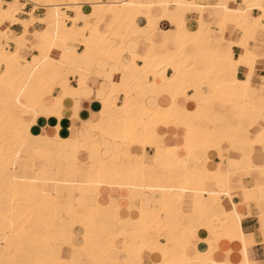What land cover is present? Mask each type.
I'll return each mask as SVG.
<instances>
[{"label":"bare ground","instance_id":"6f19581e","mask_svg":"<svg viewBox=\"0 0 264 264\" xmlns=\"http://www.w3.org/2000/svg\"><path fill=\"white\" fill-rule=\"evenodd\" d=\"M40 1L47 5L54 21L61 16L67 17L66 12L60 8V0ZM69 1L73 3L71 7L76 12L73 18L67 17L73 22V25L57 27L54 41L42 43L38 49L42 59L51 65V71H56L58 74L59 82L57 83L47 77V73L39 68L38 63H31L30 60L20 55V48L27 45L28 40L25 38L27 32L18 37H9L4 30L0 29V69L4 68L0 70V160L5 163V168L1 171H8L13 179L8 201H3L2 196L0 197V258L3 260L2 264H22L14 260L12 251L23 252L26 245L32 246L38 251L36 255L32 248L28 251L34 256V259L28 264H80L72 256L75 251L82 252L87 259L91 260V264H124L118 259L117 254L109 253L110 251H119L115 244L119 207L104 204L99 200V188L102 185L127 189L135 187L139 190H146L150 194L147 200L140 198L135 204L138 226L127 228L126 241H135L136 245L132 248L126 245L124 250L122 249L137 261L135 264H141L142 254L146 250L159 256L160 260L153 264H199L201 262L215 264L212 258L214 242L205 239L206 251L196 250L194 254H189L187 247L191 243L188 236L194 232L190 227L191 222L186 219V221L184 219L173 221L166 218L164 214L177 211L181 216H187L188 214L183 211V204L188 201L186 193L192 195V198H189L190 203H193L195 196L204 195L203 198L210 196L217 205H220L221 194L231 198L229 194V190L232 188L229 181L231 172L228 169L222 172L216 171L215 175L220 174L222 176L210 177V172L206 169L199 170L186 167L178 169L172 164L168 174L157 175L153 166L145 162V148L156 146L166 160L169 156L174 157V149L167 148L159 142L162 137L156 131L159 124H175L186 127L184 148L188 152L187 158H197L200 156L201 150L219 148L224 143L230 145L232 142L239 141L249 146L264 143V125L251 122L250 124L255 128V133L253 132V137L249 138L248 131L237 132L239 120L233 131L225 132L220 127L213 125V122L211 124L209 119V114L218 106L225 111L226 105L231 103L234 112L237 113L239 109L244 108L249 111L251 101L257 104V102L264 100L260 95L252 98L247 92L251 85L250 75L255 65L254 62L259 54L254 47L250 49L246 44V41L254 39L252 35L246 33L247 29L254 30L258 24V19H260L251 16L250 11L259 8L262 10L260 17L264 16V0H244L246 9L231 8L225 1L203 6L194 0H96L92 2V5L97 7L103 16L95 20L94 23L88 21L87 12L82 8L80 0ZM18 2L19 0H14L13 3L0 0V25L6 19H11ZM152 6H159L165 13L172 15L171 19L176 25V29L184 26L185 17L181 12L190 7H197L201 10V15L198 17V28L190 33L186 41H179L174 38L171 47L168 46V41L157 44L151 35L134 37L142 51L130 52L128 65L133 69H138L141 76H134L130 84L123 83L122 79L119 81L112 80L110 88L101 102L113 109L123 107L138 109L141 114L136 116L121 113L120 117L117 116L118 118L112 116L113 122L109 124H105L103 118L90 123V126L95 127L102 135H107L110 138V152L115 154L118 152L119 157H104L101 154L102 148L99 147V157L93 165L94 173L97 176V180L93 184L98 187L93 213L91 215H74L73 212L71 222L56 223L53 220V214L56 210L38 212L33 208V204L37 201L53 203L52 195L56 185L52 183L50 192L38 193L34 188L36 179L32 175L28 177L19 176L18 162L25 159L28 164L35 167L33 163L35 156L33 154L27 158L22 156V153L26 151L23 144L25 133L20 129L22 123L20 115L13 112L11 107L16 105L21 109L30 108L37 112L45 95H49L55 101L50 112L57 114L60 118L59 110L63 102L70 98L74 91L69 89L67 85V79H69L66 72L67 68L59 62H54L49 57V52L55 45L74 51L75 44L79 43L75 36L74 24L78 19H83L85 21L82 26L80 25V28L95 35L97 43L89 45L86 40L82 43L86 47L92 46L91 48L96 51V57L117 62L120 67L126 65L120 61L119 56L126 52V42L133 38L129 33L130 29L134 25H139L138 19L141 11ZM216 8L222 13V17L216 23L222 33L229 25L242 30V36L237 41L223 36V39L229 41L233 47L242 49L241 54L239 53L240 55L237 57L238 60L235 58L234 48L232 52L220 55L218 49L208 46L211 27L209 23L204 21L203 14L206 10L211 14L210 10ZM107 17L109 19L106 22V28L103 29L100 23ZM251 19L253 23L249 26ZM259 26L264 29V25L259 23ZM10 40L16 45L13 50L8 47ZM189 46H193L195 52L189 53L187 51ZM228 63H233L232 67ZM241 66L248 69L245 77H243V72L240 69ZM73 70L75 73H79L80 82L85 84L87 73L79 69ZM167 70H171L168 75ZM149 75L153 78L152 81L150 80L151 86H153V95L157 97L167 93L169 98L167 105H150L143 98L147 92L143 89H139L137 92L135 89V85L145 81ZM192 79L200 80L201 83L209 86L206 94L207 101L204 103L207 112L204 116H198L193 110L177 103V98L186 94V89L190 86ZM155 81L162 82V87L154 86ZM61 83H64L63 86ZM260 88H264V84ZM56 90H58L57 93ZM120 94H123L124 100L122 106L117 107L116 101ZM77 139L79 140L80 137ZM53 140L59 142L56 147L34 150V152L42 154L37 160L49 159L45 155V151L48 149H52L56 153L53 158L56 160L60 159L61 153H65L69 158L70 154L77 151V149L70 147L68 137L63 139L56 135ZM133 147L139 148L140 152L133 151ZM67 161L73 166L71 160ZM90 165L91 163L89 170L86 171L89 174ZM251 170H258L261 177L264 178V165H255L254 167L249 165L246 171ZM68 171L72 170L68 168ZM73 172L77 173L76 171ZM89 182L91 181L86 180L82 183L87 187ZM210 183H222L224 188L222 190L208 188L207 185ZM258 189L257 195L245 193V198L256 199L258 202L264 201V198L261 197L264 184H258ZM152 195H157V200ZM155 204H158L160 208L156 209ZM145 205H151L147 211H144ZM202 207L206 211V205L202 204ZM204 211L200 212V215L205 213ZM261 212L264 213V210ZM223 213L225 212L222 211L221 214ZM225 214L229 215V220L224 222L222 226L216 225L214 218L210 217L203 227L208 232L213 233L214 240L226 237L230 240H239L246 246L247 241L239 223L241 215L233 209ZM74 228L80 229V243L71 244L69 255L67 254L68 256L65 257L61 254L63 245L52 240L53 233L57 232L64 236L65 233H72ZM160 233H163L167 240L168 255L162 252L166 244L161 243L160 249L155 247L156 236ZM94 244L98 246L96 254L90 252V247ZM173 245H177L180 251L172 250ZM47 260L49 263H46Z\"/></svg>","mask_w":264,"mask_h":264},{"label":"crops","instance_id":"0c3cea01","mask_svg":"<svg viewBox=\"0 0 264 264\" xmlns=\"http://www.w3.org/2000/svg\"><path fill=\"white\" fill-rule=\"evenodd\" d=\"M4 1L7 3L14 2V0ZM94 1L96 0H83L80 2L84 11L87 12V19L89 18V22L90 18H94L95 22V20L103 16V13L92 5ZM194 1L203 6L214 5L219 1H225L231 8L238 7L246 9L244 0ZM18 4L19 8L13 11L11 19H6L0 25V29L4 30L9 37H18L27 32L25 34V38L28 40L27 47L23 46L20 48V55L30 60L31 63H38L39 68L47 73V77L51 81L54 83L59 82L58 74L56 71H51V65L48 61L42 59L38 49L41 47L42 43H51L54 41V34L57 27H65L69 26V24L70 26L73 25V22L69 20V18H73L76 15V12L71 7L73 3L69 0L65 4L61 2L60 8L66 12L65 14H67L66 16L69 18L61 16L56 21L52 18L49 8L43 1L19 0L16 7ZM210 11L211 14H209L207 10L203 14L204 21L209 23L211 27L210 32L212 35L210 33L208 39L209 48L218 49L220 55L232 52V44L224 40L223 36L227 39L237 41L239 37L242 36V30L233 28L229 25L224 33H222L216 25L219 18L222 17L221 11L217 8ZM181 13L185 17L184 26L176 29V25L171 19L172 15L165 13L161 7L152 6L149 9H143L138 19L139 25H134L130 29L129 33L133 38L126 42V52L119 56L120 61L126 64L121 67L117 62L96 57L95 49L91 48L92 46L86 47L85 44L82 43L84 40H86L89 45L97 43L95 35L89 34L88 30L85 31L80 28L84 24L85 20L83 19H78L74 24L76 30L75 36L79 41V43L75 44L76 47L74 51L66 50L59 45H55L49 52V57L54 62H59L67 68L66 72L69 75L67 85L69 89L74 91V94L63 102L59 110L60 118L57 114H52L50 112V108L54 105L55 101L49 95H45L41 106L38 108L39 111L37 112L30 108L21 109L16 105H12L11 107L13 112L20 115L22 121L20 129L25 133L23 136V144L26 151L22 153V156L24 155L23 157L25 158L32 154L35 156L33 162L35 167L28 164L25 159L18 162L19 176L23 175L28 177L32 175L36 179L34 188L38 193L50 192L52 185H56L55 192L52 195L53 203L49 201H37L33 204V208L36 211L48 212L53 209L56 210L53 214V220L56 223L71 222L73 220V212L75 213L74 215H91L93 213V207L96 202L95 195L98 192V187L93 184L94 181L97 180L93 165H95L94 163L99 157V147L101 146V154L104 157L114 156V158H118L119 155L117 154L118 152L116 154L110 152V138L107 135H102L95 127L90 126V123L103 118L105 124H109L113 122L111 120L112 116L118 118L121 113L125 115L133 114L136 116L141 114L138 109L134 110L129 107L128 109L127 107L113 109L107 105L105 106L101 101L106 96V92L110 88L112 80L119 81L122 79L123 83L130 84L134 76H141L138 69H133L128 65L130 62L128 54L130 52L142 51L138 41L135 40L134 37H147L151 35V38L157 44L168 41L167 44L170 47L173 46L174 38L179 41H186L189 38L190 33L198 28V17L201 15V10L197 7H190ZM250 13L251 16L260 19H258V24L255 26L254 30L251 28L247 29L246 33L252 35L254 39L246 41V44L250 49L254 47L259 55L254 62L255 65L250 75L251 85L248 87L247 92L252 98L260 95L262 99H264V88H260V86L264 84V72H262L264 71V29L259 26V23L264 25V16L260 17L262 15V10L259 8L252 9ZM108 19L109 17L100 23L101 28H106ZM249 22V26H251L253 23L252 19ZM151 29H153V31H151ZM8 47L13 50L16 45L10 40ZM241 50L240 47L234 48L235 58L238 57L237 55ZM187 51L193 53L195 52V48L189 46ZM137 62L139 63L140 61ZM228 64L232 67L233 63ZM2 69L3 67L0 70ZM24 69H26V66H24ZM73 69H79L87 73L85 84L80 82L79 73H75ZM240 69L243 72V77H245L248 69L245 66H241ZM170 73L171 70H167V75ZM150 80L152 81L153 78L149 75L145 81L136 84L135 89L137 92L139 89L146 91L147 95L143 98L147 100L150 105H167L169 103L167 93L155 97V95H153V86H151ZM63 84L64 83H61L62 86ZM153 85L162 87V82L155 81ZM208 90L209 86L207 84L201 83L200 80L192 79L190 81V86L186 89V94L180 95L177 98V103L181 106H185L189 110H193L198 116H204L207 112L204 103L207 101L206 94ZM57 92L58 90H56V93ZM123 100V94H120L116 101V106H122ZM250 107L249 111L244 108L239 109V111L235 113L233 104L231 103L226 105L225 111L218 106L209 114V119L211 124L214 123L213 125L220 127L225 132L233 131L239 120L237 132L241 133L242 131H248V137L252 138L255 133V128H253L250 123L256 122L264 125V114H262L264 113V100L257 102V104L251 101ZM156 131L162 136L159 142L167 148L174 149V157L172 158L169 156L166 160L163 153H160L156 146H148L145 148V162L153 166L157 175L168 174L172 164L178 169L184 167L191 169L197 168L199 170L206 169L210 172V177L222 176L220 174L215 175L214 173L216 171L222 172L228 169L231 172L229 175L230 185L233 188V190L232 188L229 190L231 198L228 197V195L221 194V206L217 205L216 201L210 196H205L203 198L204 195L195 196L193 203H190L189 198H192V195L186 193L188 201L184 202L183 211L188 214L187 216L183 217L177 211L164 214L166 218H170L173 221L186 219L191 222L190 227L194 232L188 236L191 244L187 247V252L192 255L196 250L206 251L207 246L205 244V239H207L214 242L212 258L215 264H242L243 262H245V264H264V213L261 212V210H264V201L258 202L256 199H247L244 196L245 193L247 195H257L259 192L258 184H264V178L261 177L258 170L246 171L249 165L252 167L255 165H264V143L260 145L253 144L252 146L243 144L239 141L232 142L230 145L224 143L221 147L215 148L216 150L214 148L207 151L201 150L200 156L197 158H187L188 152L184 148L185 135L187 132L185 126L159 124ZM56 135L63 139L68 137L70 140V147L77 149V151L70 154L69 158H67L68 156L65 153H61L60 159L56 160L53 159L56 153L52 151V149H48L45 151V155L49 159L37 160L42 154L40 152H34V150L43 149L45 147H56L59 144V142L53 140ZM77 136L80 137L79 140ZM133 151H138L137 153H139L140 149L133 147ZM67 160H71L73 166L70 165ZM90 163L91 168L89 174L86 171L89 170ZM4 168L5 163L0 160V171ZM68 168L72 171L67 172ZM73 171L77 173L75 174ZM7 174L10 173L8 171L0 172V197L2 196L1 199L3 201H8L10 188L13 186L11 174ZM86 180L92 182H89L87 187L82 183ZM207 187L219 190L224 188L222 183H210ZM149 195L150 194L146 190H139L135 187L127 189L102 185L99 188V200L102 203L119 207L117 211L118 230L115 244L120 252L110 251L109 253L117 254L118 259L124 264H132V262L135 264L137 262L123 250L126 245L131 248L136 245L135 241H126L128 234L127 228H135L138 226V221L135 216L137 213L135 204L140 198L147 200ZM152 197L157 200V195H152ZM261 197L264 198V191L261 192ZM82 201L84 203H79ZM202 204L206 205V211H204ZM150 206L151 205H145L144 211H147ZM154 206L156 209L160 208L158 204ZM232 209L241 215L239 223L244 238L247 241L246 246L239 240H230L226 237L214 240L213 233L208 232L203 227V225L209 221L210 217L214 218L216 225L222 226L224 222L229 220V215L225 213L230 212ZM202 211L205 213L200 215ZM222 211L225 212L223 213L224 215L221 214ZM72 233H65L64 236H61L57 232L53 233L52 240L55 243L57 242V244L61 243L63 245L61 254L65 257L69 255L71 244L80 243V229L74 228L72 229ZM161 243L166 244L162 252L168 255V243L164 234L157 238L155 247L160 249ZM118 246L122 248H118ZM31 248L36 255L38 253L37 249L26 245L23 248V252L12 251L14 260L22 264L30 263L34 259V256L28 253ZM172 250L175 252L180 251L177 245H173ZM90 252L96 254L98 252V246L95 244L92 245L90 247ZM72 256L76 261L80 262V264H91V260L87 259L82 252L75 251ZM159 260L160 258L157 254H153L146 250L142 254L141 264H153ZM2 262L3 260L0 258V264H2ZM46 263H49V260H47ZM199 264L213 263L201 262Z\"/></svg>","mask_w":264,"mask_h":264},{"label":"rangeland","instance_id":"374dc122","mask_svg":"<svg viewBox=\"0 0 264 264\" xmlns=\"http://www.w3.org/2000/svg\"><path fill=\"white\" fill-rule=\"evenodd\" d=\"M68 0H61V2H62V4H65L66 2H67ZM80 1H83V0H80ZM62 6H64V5H62ZM19 8V4H18V6H17V8L15 9V11L17 10ZM65 8H67V7H65ZM90 22H94V18H90ZM210 25V24H209ZM212 25V24H211ZM217 25V24H216ZM218 26V25H217ZM219 27V26H218ZM219 29V28H218ZM233 48H235V47H233ZM241 54V53H240ZM240 54H238L237 56H239ZM237 60H238V58H237ZM4 69V68H3ZM0 110H1V108H0ZM238 127V126H237ZM25 217V216H24ZM163 233H160V234H157V236H156V240H155V242L157 241V238H159L161 235H162ZM118 248H122V247H119L118 246Z\"/></svg>","mask_w":264,"mask_h":264}]
</instances>
